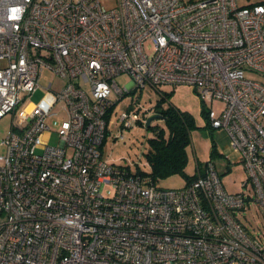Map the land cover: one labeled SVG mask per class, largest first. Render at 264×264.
I'll list each match as a JSON object with an SVG mask.
<instances>
[{
  "label": "built area",
  "instance_id": "2783aa9c",
  "mask_svg": "<svg viewBox=\"0 0 264 264\" xmlns=\"http://www.w3.org/2000/svg\"><path fill=\"white\" fill-rule=\"evenodd\" d=\"M43 67L62 79L47 86L55 100L0 140V264H264V234L237 217L251 201L264 215V81L245 76H264V1L0 0V118ZM120 74L157 97L159 85L184 83L220 103L205 118L241 153L248 193L227 191L212 159L175 189L104 158L107 135L123 139L157 113L120 111ZM57 112L58 144L36 153Z\"/></svg>",
  "mask_w": 264,
  "mask_h": 264
},
{
  "label": "rangeland",
  "instance_id": "374dc122",
  "mask_svg": "<svg viewBox=\"0 0 264 264\" xmlns=\"http://www.w3.org/2000/svg\"><path fill=\"white\" fill-rule=\"evenodd\" d=\"M264 0H238L239 4H252ZM106 7H111L114 0H101ZM150 49L151 45L146 44ZM245 76L254 80L264 81V76L254 72H245ZM117 84L127 88L126 93L117 101L120 111L134 104L141 106L140 110L153 106L156 102L157 93L153 88L145 87L143 91L135 89L131 77L127 74H120L115 77ZM57 89L62 84L60 79L49 67L40 70V77L35 90L25 95L24 101L20 104L14 114H7L0 118V140L3 138L12 124V120L19 123H26L30 113L36 105L46 100L54 101L55 93L48 88ZM163 93L168 94V100L177 108L187 111L194 120V126L190 129V144L186 148L188 162L185 167L187 175H192L196 171L197 165H203L207 160L212 159L219 171L221 181L225 189L229 192L244 190L248 193L247 187H241V182L247 178L246 171L241 161V153L235 150L230 144L228 133L223 128H210L202 108L208 109L212 106L221 109V104L214 102L210 105L202 102L200 96L193 86L189 84H161L157 87ZM23 97V96H22ZM115 94L111 95L112 100H116ZM164 101L165 104L168 103ZM167 102V103H166ZM57 111V108H56ZM63 116L60 112L48 116L45 120L48 129L39 135L40 144L36 148V153H42L46 145H57L59 142L58 129ZM151 125H159L166 130V125L162 119H154ZM116 131V127L112 128ZM154 131L146 124L136 123L133 127L125 129L123 139H114L111 134L104 140L101 151L104 158L110 162L129 166L134 172L138 169L149 171L150 167L146 160L145 153L149 149L148 139L153 137ZM4 148L0 146V152ZM156 185L163 188H181L186 183V177L180 173L172 174L163 178H158ZM101 192L109 196L112 188L103 185ZM237 217L251 235L261 237L264 234V215L261 214L257 205L251 201L247 207L237 212Z\"/></svg>",
  "mask_w": 264,
  "mask_h": 264
},
{
  "label": "trees",
  "instance_id": "16d2710c",
  "mask_svg": "<svg viewBox=\"0 0 264 264\" xmlns=\"http://www.w3.org/2000/svg\"><path fill=\"white\" fill-rule=\"evenodd\" d=\"M167 100V93H162L156 99L155 111L160 114L166 130L159 125L149 126L154 131L153 137L148 139L149 149L145 153L150 169H138L137 173H147L154 181L180 173L186 177L187 183L196 175L185 172L188 162L186 148L190 144V129L194 126V120L189 112L180 110L169 100L165 104ZM206 112L207 109L203 107L202 113L205 115Z\"/></svg>",
  "mask_w": 264,
  "mask_h": 264
},
{
  "label": "water",
  "instance_id": "95a60500",
  "mask_svg": "<svg viewBox=\"0 0 264 264\" xmlns=\"http://www.w3.org/2000/svg\"><path fill=\"white\" fill-rule=\"evenodd\" d=\"M154 119H161V116L160 114L158 113H152L150 114L147 119H146V126H150L151 125V122L154 120Z\"/></svg>",
  "mask_w": 264,
  "mask_h": 264
}]
</instances>
